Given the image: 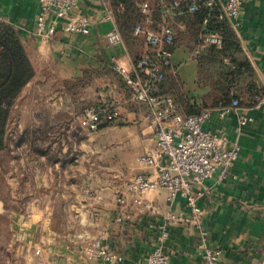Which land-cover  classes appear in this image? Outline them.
Returning <instances> with one entry per match:
<instances>
[{"label":"crops","instance_id":"crops-1","mask_svg":"<svg viewBox=\"0 0 264 264\" xmlns=\"http://www.w3.org/2000/svg\"><path fill=\"white\" fill-rule=\"evenodd\" d=\"M38 10V0H0V21L12 26L26 44L36 71L15 108L21 115L27 114L26 102L37 95L32 103L42 109L36 108L39 113L33 116L37 127L47 119L54 120L53 128L42 129L40 134L50 139L62 134L63 139L52 145L47 140L40 142L35 160L16 162L23 175L33 168L35 175L31 183L20 180V227H0L4 264H100L81 251L100 235L121 259L113 264H143L159 244L172 264H202L204 247L221 250L219 264H264V104L241 106L225 119L213 109L204 124L205 130L221 133L230 145H238L240 154L228 177L218 171L196 187L195 191H203L197 200L202 211L199 225L193 222L185 200L169 203L161 188L147 193L137 205L136 195L125 184L143 173L139 158L155 144L146 108L138 104L137 109L128 110L125 93L114 86L117 100L113 103L118 102L123 118L117 126L101 127L96 134L82 131L73 111H62L65 80L81 77L86 69H113L115 63L133 66L126 44H108L107 35L115 24L105 20L99 0H78L73 11L72 18L89 19L90 34L86 36L64 32L65 21L60 20L53 38H37ZM232 26L264 88V0L245 3ZM173 52L182 93L194 98L202 94L198 61L185 46L175 47ZM48 106L55 108L53 116L45 109ZM65 114L73 117L75 127L73 122L69 127L62 125ZM243 117L252 121L241 126ZM29 147L32 145L23 143L20 149L28 154ZM171 214L181 220L168 223V237L160 242ZM200 229L206 233L204 238Z\"/></svg>","mask_w":264,"mask_h":264},{"label":"built area","instance_id":"built-area-1","mask_svg":"<svg viewBox=\"0 0 264 264\" xmlns=\"http://www.w3.org/2000/svg\"><path fill=\"white\" fill-rule=\"evenodd\" d=\"M38 1L35 33L37 38L43 40L53 38L60 20L65 21L64 32L85 36L90 34V21L87 17L72 18L78 0ZM99 1L105 8V20L115 24L114 13L108 0ZM185 1L175 0L171 5L164 4V16L173 21L175 9ZM251 1L253 0H207L206 7L212 9L218 6L219 20L233 25L240 16L242 6ZM123 9L124 5H121L120 10ZM141 10L146 16V21L136 25L134 35L143 39L146 53L133 66L115 63L113 69L130 89L133 102L146 108V121L154 134L155 144L145 149L139 158L140 164L144 167L143 173L127 182L125 188L129 193L136 195L137 205L142 204L147 193L161 188L166 191V200L169 203L175 202L178 198L185 200L193 212V222L199 225L202 222V211L197 200L203 195V191H195L196 187L212 179L218 171L222 177H228L230 169L239 157L240 147L230 145L227 137L221 133L205 130L204 124L211 118L213 109H203L196 115L186 117L179 113L173 95L159 94L166 72L176 74L172 61L175 29L167 18L161 23L151 19L148 2L142 4ZM197 10V3H193L189 11ZM208 23L209 17H206L203 21L204 29ZM107 42L112 46L124 43L116 24L114 30L107 35ZM221 44V33L203 34L201 48L207 45L220 47ZM263 104L264 98L255 107ZM239 108H241L239 101L234 99L230 105L218 108V112L220 117L225 119ZM122 118L123 113L118 108L109 110L92 108L79 117L78 125L82 131L94 133L99 131L103 124L116 123ZM251 121L250 117H243L240 125L244 126ZM124 218L129 217L125 215ZM180 220L173 214L167 217L160 242L168 237V223ZM200 235L204 238L206 233L200 229ZM81 251L89 260L99 261L100 264H113L121 260L106 247L103 235L83 245ZM221 254L220 249L204 247L202 264H219ZM143 264L172 263L159 244L146 256Z\"/></svg>","mask_w":264,"mask_h":264},{"label":"trees","instance_id":"trees-1","mask_svg":"<svg viewBox=\"0 0 264 264\" xmlns=\"http://www.w3.org/2000/svg\"><path fill=\"white\" fill-rule=\"evenodd\" d=\"M175 0H108L114 13L115 24L126 44L133 64L145 53L146 45L143 39L134 35L136 25L145 23L146 16L141 6L144 2L150 4V17L157 23L168 17L164 16L163 5H171ZM207 0H186L175 9L173 21L169 24L175 29L173 50L178 46H185L191 56L198 61V83L204 92L197 97H190L181 91V85L171 71H167L160 88V95H173L175 105L183 116L198 114L203 109H218L226 107L237 99L241 106L255 107L264 98V88L257 73L246 56L241 41L233 26L227 21L218 18L220 8L206 7ZM197 3L198 10L190 12V6ZM124 5L121 11L120 6ZM209 17V23L204 29L203 21ZM152 26V25H151ZM221 33L220 47L207 45L201 48L204 33ZM36 71L28 54L26 44L22 41L15 29L9 24L0 21V155L7 151L10 139L8 132L19 112L16 110L19 97L25 87L34 79ZM101 84V87L98 85ZM97 86L102 88L109 96L105 99L92 100L87 95V89ZM99 86V87H98ZM114 86L120 93H125L126 99L132 97L130 89L114 69L102 70L86 69L83 75L76 79L65 80L63 91L65 98L72 104L76 117H80L92 108L111 109L118 105L113 103L111 93ZM125 104L128 110L137 109L138 104L129 102ZM68 116V114H65ZM54 121V120H53ZM105 123L101 127L119 124ZM66 127H69L67 123ZM100 127V128H101ZM53 128L51 120L47 119L37 129L29 127L24 131H16L18 140L16 147H20L27 140L35 146L45 142L46 137L40 130ZM52 144V141L50 142ZM37 147V146H35ZM35 152L38 151L34 150ZM41 154H47L43 152Z\"/></svg>","mask_w":264,"mask_h":264},{"label":"rangeland","instance_id":"rangeland-1","mask_svg":"<svg viewBox=\"0 0 264 264\" xmlns=\"http://www.w3.org/2000/svg\"><path fill=\"white\" fill-rule=\"evenodd\" d=\"M98 85L101 87V84H98ZM48 90H49L48 92L53 91L54 93L57 91L56 89L54 90L48 89ZM86 91H87L88 97L92 100L98 99L99 101L101 98L105 99V97H107L108 95L106 94V92L105 93L103 92L102 88L98 89L97 86L90 87ZM113 94L114 93L112 92L111 98H113L116 101L117 99L114 98ZM33 97L34 98H30V100L26 102L28 103L26 104V106H28L27 114L26 113H24V115H21V113L15 114L16 118L14 122L12 123L11 129L8 132V137L10 139V142L8 143L9 144L8 149L6 152L0 155V205L3 203V208H1V211H0V227H20L21 220H22L20 217L22 213L21 212L22 208L20 205V198L18 196L19 191H20V180L24 179V183L26 182L31 183L32 182L31 176L34 177L35 175L34 168L29 171V175L27 174L23 175L21 173V168H19L16 162L20 161L22 158L23 159L28 158L29 160L33 158L35 160L36 152L34 150H36V147H35L36 145L29 147L28 154L30 156H28L26 152L22 151L20 147L15 146V143L18 140L17 134L20 133L22 129H25L26 127H29L31 130L37 129V123L35 119H33L34 118L33 116L39 113L36 111L37 109L38 111H41L42 109H41V106L37 108L36 107L37 104L35 106L32 104V103H35L34 100L35 98H38V96L34 94ZM116 104H118V102ZM46 108H48L47 111H49L51 116H53L52 111H54L55 108L53 106L45 107V109ZM63 109L64 110L62 111H64V113L73 111L72 104L68 98H65ZM71 117H72L71 115L66 116V118L63 119L62 125L66 126L67 123L70 125L73 122L72 121L73 117L72 118ZM51 121L52 123L54 122L52 118H51ZM115 125L116 124L110 125L109 127H112ZM71 126L75 127V123L73 122ZM16 131H18V133ZM99 131L94 132V133L95 134L99 133ZM57 139L58 140L63 139L62 134H60L59 136H56V138L54 139H50L49 137H46V140L49 143L52 141V144L55 143L54 141L58 143ZM25 143L26 144L29 143V145H31L32 141L30 139V140H27ZM51 151H53L52 148H51ZM52 153L53 152H50V155H52ZM4 261H5V252H4L3 247L0 246V264H4Z\"/></svg>","mask_w":264,"mask_h":264}]
</instances>
